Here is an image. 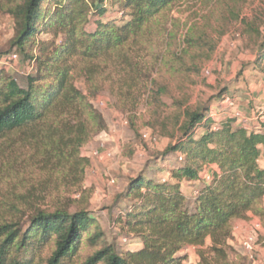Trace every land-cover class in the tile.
<instances>
[{
  "label": "trees",
  "instance_id": "1",
  "mask_svg": "<svg viewBox=\"0 0 264 264\" xmlns=\"http://www.w3.org/2000/svg\"><path fill=\"white\" fill-rule=\"evenodd\" d=\"M178 1H4L0 10L13 18L16 33L0 62L20 53L34 61L37 73L20 85L0 68V141L23 144L40 154L42 169L66 170L79 184L88 164L81 150L107 130L93 100L103 90L121 97L149 81L140 53L150 49L148 38ZM41 31L51 38L37 40ZM262 62L264 45L255 64ZM75 77L84 80L86 92L75 86ZM152 91L155 100L165 94L162 87ZM228 92L221 87L206 103L179 113L178 136L160 154L161 166L176 160L168 178L153 180L143 172L128 181L130 202L117 224L139 240L138 249L116 252L84 209H55L25 220L0 216V264H68L82 247L92 252L81 264H182L191 246L197 247V264H233L234 221L251 213L264 228V107L253 129L236 126L233 118L216 120L211 114L222 109ZM208 165L217 171L201 183L199 174ZM184 183L193 188L190 197L181 190ZM46 247L51 249L42 256Z\"/></svg>",
  "mask_w": 264,
  "mask_h": 264
},
{
  "label": "rangeland",
  "instance_id": "2",
  "mask_svg": "<svg viewBox=\"0 0 264 264\" xmlns=\"http://www.w3.org/2000/svg\"><path fill=\"white\" fill-rule=\"evenodd\" d=\"M4 1L0 0V5ZM163 22L161 30L148 38L150 49L140 51L138 62L150 75L149 81L121 97L103 90L93 100L107 130L81 150L88 164L79 184L67 177L66 170L42 169L40 154L23 144L0 141V216L25 220L37 211L84 209L116 252L138 249L139 240L117 224L130 202L125 198L127 183L143 172L153 180L168 178L161 174L164 165L160 154L170 139L178 136L181 116L178 123L175 121L179 113L185 108L196 109L219 88L226 87L229 92L224 98L232 100L233 106L215 109L211 116L216 120L233 118L236 126L248 129L258 126L256 113L264 107V62H255L264 45V0H180L165 11ZM15 33L13 18L5 9L0 10V53L9 50ZM36 38L49 40L51 35L41 31ZM0 68L20 85L27 76L37 73L34 61L16 52L1 62ZM113 78L112 82L118 84V78ZM73 82L86 92L81 77ZM160 87L165 94L155 100L152 89ZM95 153L100 155L96 158ZM175 161L170 159L167 167ZM205 167L209 172L216 171V165ZM191 192L186 191L187 196ZM247 223L237 233L231 232L233 252L229 259L233 264H253L241 248L243 238L252 232ZM255 236V264H264L263 226ZM196 248L191 246L184 252L182 264L198 263ZM49 249L46 247L42 256ZM91 252L82 247L68 264H81Z\"/></svg>",
  "mask_w": 264,
  "mask_h": 264
},
{
  "label": "built area",
  "instance_id": "3",
  "mask_svg": "<svg viewBox=\"0 0 264 264\" xmlns=\"http://www.w3.org/2000/svg\"><path fill=\"white\" fill-rule=\"evenodd\" d=\"M222 105H223V107L233 106V101L230 100L228 97L224 98L223 101H222ZM98 155H100V154L95 153L94 156L97 158ZM208 169L206 167H204L203 171H201V173L199 174V181L201 183H207V182H209L211 180L212 172H209ZM113 183H114V181L111 180L110 184H113ZM249 225H250V228L252 229V232L250 234H247L243 238V241H242V244H241V248L245 252V256L248 258L247 260L249 262H252L253 264H255V258H256V256H255L256 236L255 235H256L257 232H259V233L262 232V225L257 220L250 222Z\"/></svg>",
  "mask_w": 264,
  "mask_h": 264
},
{
  "label": "crops",
  "instance_id": "4",
  "mask_svg": "<svg viewBox=\"0 0 264 264\" xmlns=\"http://www.w3.org/2000/svg\"><path fill=\"white\" fill-rule=\"evenodd\" d=\"M258 109H262V107H260V108H258ZM169 164V163H168ZM168 164H165L164 165V171H162L161 172V174H163V175H166V177L168 176V171H167V165ZM166 170V171H165ZM216 171H217V166H216ZM184 186H186V190L184 191L183 190V184L181 185V190L183 191V193L185 194V196L186 197H190V196H187V194H186V191H189V190H191V189H193L191 186H190V184H188V183H184ZM190 187V188H189ZM263 205H264V197H263ZM247 218L248 219H246V220H235L234 221V223H233V227H232V230H234L233 232H236L237 230H239V227L240 226H243L244 227V225H246V223L247 224H249L250 222H252V220L253 221H256V220H258V219H255V218H257V217H255V216H253L251 213H248V215H247ZM250 220V221H249ZM237 233V232H236Z\"/></svg>",
  "mask_w": 264,
  "mask_h": 264
}]
</instances>
